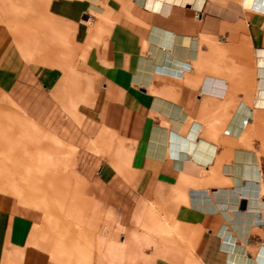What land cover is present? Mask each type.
<instances>
[{"label": "crops", "instance_id": "1", "mask_svg": "<svg viewBox=\"0 0 264 264\" xmlns=\"http://www.w3.org/2000/svg\"><path fill=\"white\" fill-rule=\"evenodd\" d=\"M47 12L59 29L56 49L42 58L30 51L25 60L17 50L1 58L0 89L74 153L70 173L79 178L90 159L82 178L89 198L120 232L136 213L162 238L151 240L163 255L152 264H264V109L253 103L264 7L51 0ZM161 202L170 209L158 210ZM36 221L0 193V264L90 263L88 240L85 259L67 257L59 239L50 254L36 245ZM186 233L187 242L175 241ZM125 242L105 243L108 255L129 258L134 246Z\"/></svg>", "mask_w": 264, "mask_h": 264}, {"label": "rangeland", "instance_id": "2", "mask_svg": "<svg viewBox=\"0 0 264 264\" xmlns=\"http://www.w3.org/2000/svg\"><path fill=\"white\" fill-rule=\"evenodd\" d=\"M50 1L36 0L37 4L33 7L34 10L32 9L33 16L45 17L42 25L37 26L42 47L35 50L36 53L41 52L44 55L54 52L55 44L59 42V29L46 19L47 5ZM20 54L25 60H29V52L27 54L20 52ZM10 99L14 101L10 95L0 89V150L4 145L10 148L14 170H19L17 179L22 181L25 176L28 177L26 187L29 186L30 189L27 188L28 191L22 194L21 198L9 196L21 208L37 214L36 245L42 246L50 254L51 241L59 239V250L67 257L85 259L89 252L88 249L83 248V245L86 246L88 240L92 244L89 264H131V261H134V264H152L159 255L162 257L161 253H154V248L150 244L151 240L159 241L162 238L158 237L151 227L147 230L142 227L141 221L138 220L139 214L136 217L135 213L129 228L125 232H120L115 217L109 214L97 200L89 198L87 185L82 182V178L89 173L90 159L83 162L85 168L80 167L79 178L70 173L69 163H72L74 153L68 152L69 148L60 145L54 137L43 133L25 117L20 105H14ZM260 123L263 126L264 119H260ZM75 187L79 190L76 191ZM74 199L77 205L73 208ZM154 205L163 213L166 209H170L168 203L161 202ZM161 218L175 219L174 215ZM43 222L49 229V231L44 230V233L39 230L40 226L45 228ZM75 222L83 224V229L89 234L90 240L84 233L77 231L78 226ZM134 232L140 238V244L137 246ZM97 239H102L104 242L99 244ZM122 239L126 241L125 244L127 242L133 244L132 253L129 258H124L122 261L112 259L107 253L105 243L111 241L120 244ZM188 240L187 233L185 238L175 237V241L179 242ZM74 248L75 252H72ZM185 250L190 251V249ZM53 259L58 258L53 257Z\"/></svg>", "mask_w": 264, "mask_h": 264}, {"label": "bare ground", "instance_id": "3", "mask_svg": "<svg viewBox=\"0 0 264 264\" xmlns=\"http://www.w3.org/2000/svg\"><path fill=\"white\" fill-rule=\"evenodd\" d=\"M245 2L247 5H253L254 3V8L256 9L264 7V0H245ZM36 4V0H0V59L6 58L15 50L26 54L32 51V49L35 51L42 47L37 26L42 25L41 23H43L45 17L40 15L37 18L32 15V9L34 10L33 7ZM37 56L38 58H42L46 55L38 52ZM255 75L256 82L254 87L256 88V97L253 103L255 102L257 108L264 109V49H258L256 54ZM242 108L243 106L238 111L239 115L237 118L239 119L243 115H248V112L243 114ZM14 169L10 148L4 145L0 150V192L17 199L16 196L21 198L22 194L30 188L29 186L26 187L28 185V177L25 176L22 181L17 179L19 170Z\"/></svg>", "mask_w": 264, "mask_h": 264}, {"label": "water", "instance_id": "4", "mask_svg": "<svg viewBox=\"0 0 264 264\" xmlns=\"http://www.w3.org/2000/svg\"><path fill=\"white\" fill-rule=\"evenodd\" d=\"M239 208H240L241 210L246 209V201H245V200H242V201L240 202Z\"/></svg>", "mask_w": 264, "mask_h": 264}]
</instances>
